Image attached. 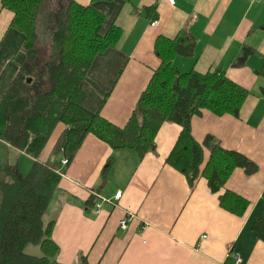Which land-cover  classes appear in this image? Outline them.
<instances>
[{
    "label": "crops",
    "instance_id": "crops-1",
    "mask_svg": "<svg viewBox=\"0 0 264 264\" xmlns=\"http://www.w3.org/2000/svg\"><path fill=\"white\" fill-rule=\"evenodd\" d=\"M91 4L105 15L104 31L116 25L121 35L88 70V81L82 84L88 109L123 127L161 64L155 53L158 39L189 32L196 47L192 56L175 58L180 71L220 69L250 92L239 116H218L208 110L194 116V139L202 143L213 135L224 148L255 161L259 169L247 174L236 168L220 191L232 190L249 201L244 214L236 215L220 205V193L211 191L205 177L191 186L186 175L167 162L180 125L164 122L155 136V150L142 157L88 134L43 217L45 223L55 221L57 260L80 264L85 256L88 264H264V241L252 229L253 221L264 214V76L259 74L264 66V0H175L174 4L93 0ZM13 17L0 0V101L25 56L26 36L12 26ZM247 47L253 52L242 59ZM64 129L63 123L57 124L42 159ZM110 158L114 161L103 181L102 168ZM208 158L205 150L204 162ZM33 160L0 139V165L17 161L27 173ZM93 191L105 198L122 193L114 204L104 202L95 213L86 208ZM129 212L135 217L121 228L120 221Z\"/></svg>",
    "mask_w": 264,
    "mask_h": 264
},
{
    "label": "trees",
    "instance_id": "trees-1",
    "mask_svg": "<svg viewBox=\"0 0 264 264\" xmlns=\"http://www.w3.org/2000/svg\"><path fill=\"white\" fill-rule=\"evenodd\" d=\"M91 2L2 0V6L14 14L12 26L22 31L26 40L20 71L0 101V139L34 160L27 173L17 161L0 165V264H61L57 260L60 247L52 238L55 221L45 223L43 217L62 174L88 134L114 149L128 148L142 157L155 150V136L162 124L176 123L182 131L167 162L184 173L191 186L198 177H205L214 193L225 188L236 168L247 174L259 169L255 161L224 148L213 135H207L202 143L194 139V116L204 110L218 116H239L250 92L220 69L180 71L175 58L192 56L196 47V38L189 32L158 39L155 53L161 64L123 127L108 121L98 110L88 109L87 92L82 87L88 81V70L121 35L116 25L104 31L105 15ZM42 44L50 54H42ZM250 52L253 50L247 47L242 59ZM259 74L264 76V66ZM58 123L65 129L49 156L42 159ZM205 150L209 152L206 162ZM63 159L69 164L63 165ZM113 161L110 158L104 164L103 181ZM94 198L90 194L88 210L93 208ZM219 200L224 209L236 215L244 214L249 206L246 198L229 189L219 194ZM252 229L264 241V214L253 221ZM30 246L38 247L41 253L27 252ZM80 264H88L85 256Z\"/></svg>",
    "mask_w": 264,
    "mask_h": 264
},
{
    "label": "built area",
    "instance_id": "built-area-1",
    "mask_svg": "<svg viewBox=\"0 0 264 264\" xmlns=\"http://www.w3.org/2000/svg\"><path fill=\"white\" fill-rule=\"evenodd\" d=\"M169 3L171 4H174L175 3V0H168ZM156 22L152 23V24H155ZM62 164L63 165H67L69 164V160L68 159H63L62 160ZM121 191H117L114 198H105L103 196H101L98 192L96 191H93L92 194L95 196L94 198V206H93V211L95 213H99L101 211V208H102V205L104 202H108V203H111V204H114V200H119L121 198ZM113 199V200H112ZM134 214L132 213H128L127 216H125V218H123L121 221H120V226L121 228H126L128 226V223L130 221H132V219L134 218ZM238 262L241 261V258L238 257L237 258Z\"/></svg>",
    "mask_w": 264,
    "mask_h": 264
},
{
    "label": "rangeland",
    "instance_id": "rangeland-1",
    "mask_svg": "<svg viewBox=\"0 0 264 264\" xmlns=\"http://www.w3.org/2000/svg\"><path fill=\"white\" fill-rule=\"evenodd\" d=\"M39 47L41 49L42 54H44V53L47 54V55L50 54L51 51L48 49V47L47 48H46V46L44 47V44L39 45ZM204 72L206 73V71H204ZM27 252H29V253H39L40 251H39V249L33 248L32 246H30L27 249Z\"/></svg>",
    "mask_w": 264,
    "mask_h": 264
},
{
    "label": "water",
    "instance_id": "water-1",
    "mask_svg": "<svg viewBox=\"0 0 264 264\" xmlns=\"http://www.w3.org/2000/svg\"><path fill=\"white\" fill-rule=\"evenodd\" d=\"M31 81H32V77H29V78H28V82H31Z\"/></svg>",
    "mask_w": 264,
    "mask_h": 264
}]
</instances>
